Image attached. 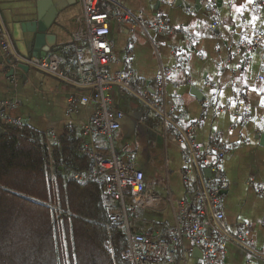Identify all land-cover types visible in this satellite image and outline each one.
<instances>
[{"label":"crops","instance_id":"crops-1","mask_svg":"<svg viewBox=\"0 0 264 264\" xmlns=\"http://www.w3.org/2000/svg\"><path fill=\"white\" fill-rule=\"evenodd\" d=\"M207 1L218 18L215 28L199 0H99L98 9L110 15L128 12L147 21L161 17L169 31L148 32L109 21L112 60L100 71L111 76L132 69L134 79L129 89L108 91L113 107L124 117L110 137L98 138L97 151L103 158L113 153L125 164L133 158L134 169L143 174L145 191L157 196L159 204L130 213L131 232L159 236L175 226L180 203L185 214L196 213L206 179L212 177V146L216 142L227 147L222 167L228 186L220 196V209L229 237L220 264H264V197L255 191L257 185H264V42L252 51L239 47L241 40L264 36V2L258 7V0ZM80 13L78 0H0V124L19 119L49 141L73 127L85 145L93 142L92 136L82 135L93 113L91 103L66 113L69 96L88 95L69 78L78 61L73 48L95 71L88 43L72 42ZM38 14L50 18L47 35L52 47L47 54L59 58L62 77L29 64L37 57L32 56L27 32L22 40L28 56L19 54L17 24H28ZM161 69H172L164 87L165 107H174L171 114L142 98L144 91L152 92ZM238 93L248 121L235 112ZM200 120L191 142H180L187 125ZM191 144L199 146L205 163L193 166L184 182V158ZM208 213L206 207L204 215L196 216L209 236L213 224ZM172 264H203L201 250L182 238Z\"/></svg>","mask_w":264,"mask_h":264},{"label":"built area","instance_id":"built-area-1","mask_svg":"<svg viewBox=\"0 0 264 264\" xmlns=\"http://www.w3.org/2000/svg\"><path fill=\"white\" fill-rule=\"evenodd\" d=\"M81 13L77 18V31L72 35V42H87L89 45L90 58L95 71L86 67L81 60V51L73 48L78 61L73 68L70 81H75L88 91V95L80 97L69 96L67 100L66 113L72 114L80 107L91 103L93 113L87 124L84 126L82 135L92 136L93 142L84 145L86 153L94 161L93 176H101V182L105 194L110 200L117 203L107 209V219L109 226L120 229L126 239V247L121 251L120 256L129 264H172L175 260V252L182 238L187 239L192 247L201 250L203 264H220L224 256L225 246L229 237L227 223L223 212L220 209V196L227 188L228 184L224 177L222 163L229 149L214 142V157L209 168L212 177L207 178L204 184V199L197 202V211L194 215H187L183 210V202L179 204L180 211L175 226L165 235L145 236L131 232V225L128 220L130 213L137 210L151 209L159 204V199L152 193H147L144 185L143 174L136 171L133 167V158L129 157L127 164L123 163L113 153L108 158H103L97 151L98 138L107 136L120 128V121L124 115L115 109L108 91L112 88L119 90L129 89L131 81L134 79V72L128 69L126 74L115 73L108 75L100 71L101 67L108 65L112 60L111 45L108 41L109 21L127 25L135 29L148 32H168L167 22L161 17L154 20H143L140 16H134L128 12L123 14H108L98 9L99 0H78ZM264 0H258L257 6L260 7ZM205 10L212 16V27L218 25L215 9L207 0H199ZM2 33L0 32V40ZM264 42V36L256 35L249 42L241 40L239 47L252 51ZM7 51V46H2ZM29 64L50 75L62 77L58 71L60 61L55 53H49L42 58H31ZM172 74V69H161L155 77L152 92L144 91L142 98L151 99L152 105L159 110H166L171 114L174 107H165L164 87L168 78ZM263 81L262 78L259 79ZM141 85L144 80H139ZM239 103L235 110L243 119L249 120V113L242 103V94H236ZM2 107V105H1ZM169 118V115H165ZM5 123L22 125L19 119H10ZM202 125V121L191 122L185 128L180 142H191L193 132ZM52 140H55L52 138ZM205 163V158L198 145L191 144L190 152L184 158V171L182 179L185 182L187 173L190 169L199 167ZM82 174L74 175V179L80 180ZM255 191L264 197V185H257ZM205 206V208H203ZM207 207L208 215L213 224L211 235L205 234L204 224L196 214L202 216Z\"/></svg>","mask_w":264,"mask_h":264},{"label":"trees","instance_id":"trees-1","mask_svg":"<svg viewBox=\"0 0 264 264\" xmlns=\"http://www.w3.org/2000/svg\"><path fill=\"white\" fill-rule=\"evenodd\" d=\"M0 129V264H129L76 129L50 141L24 124Z\"/></svg>","mask_w":264,"mask_h":264},{"label":"water","instance_id":"water-1","mask_svg":"<svg viewBox=\"0 0 264 264\" xmlns=\"http://www.w3.org/2000/svg\"><path fill=\"white\" fill-rule=\"evenodd\" d=\"M49 20L50 18L48 16L40 17V14H38L36 20L29 22L28 24H17L18 30L21 34L20 38L18 39L21 43V47L19 45V48L17 47L20 55H22L23 57L28 56L26 51V43L22 40V34H25V32L30 35V44H32L33 51L32 56L42 58L47 55L50 50V47H52V44L50 43V38L47 35ZM23 49L25 50V52H23ZM38 52H42V54L39 55Z\"/></svg>","mask_w":264,"mask_h":264},{"label":"snow or ice","instance_id":"snow-or-ice-1","mask_svg":"<svg viewBox=\"0 0 264 264\" xmlns=\"http://www.w3.org/2000/svg\"><path fill=\"white\" fill-rule=\"evenodd\" d=\"M237 11H239V9H237ZM253 19H255V18H253Z\"/></svg>","mask_w":264,"mask_h":264}]
</instances>
